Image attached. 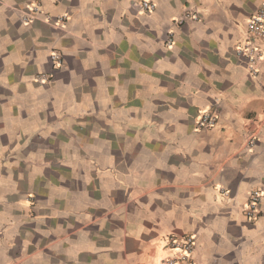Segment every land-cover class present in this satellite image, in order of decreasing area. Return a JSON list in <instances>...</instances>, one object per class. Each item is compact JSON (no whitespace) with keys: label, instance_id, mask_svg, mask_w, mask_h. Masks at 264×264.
<instances>
[{"label":"crops","instance_id":"obj_1","mask_svg":"<svg viewBox=\"0 0 264 264\" xmlns=\"http://www.w3.org/2000/svg\"><path fill=\"white\" fill-rule=\"evenodd\" d=\"M141 1L0 0V264H264V0Z\"/></svg>","mask_w":264,"mask_h":264},{"label":"built area","instance_id":"obj_2","mask_svg":"<svg viewBox=\"0 0 264 264\" xmlns=\"http://www.w3.org/2000/svg\"><path fill=\"white\" fill-rule=\"evenodd\" d=\"M140 8L142 11L147 13H152L155 11L156 4L149 0H142L140 2ZM200 18L197 11L190 10L185 13L184 16L179 20L180 23L185 20H198ZM25 22H31L32 17L30 15H24ZM67 16H58L54 20L55 24L61 26L66 23ZM246 27L248 32V37L246 41L237 47L238 55L245 56L249 60V70L252 74L256 75L258 73L257 63L263 59V53L261 45H264V2L258 8L256 12L248 17L246 20ZM259 41L261 45L255 42ZM168 43L172 44V37L169 38ZM53 60L59 66L62 65L63 61L61 56L54 52L52 54ZM41 79H46L44 75L40 77ZM218 122V116L211 111H203L197 119V128H211L214 127ZM255 145V139L251 138L248 142V147L252 149ZM263 192L260 189L252 190L249 193L247 204L244 206V214L250 221H255L259 218L260 208L259 204ZM168 246L170 249L175 251L172 258L168 259V264H201L195 258V241L190 236H184L178 238L176 236H170L168 239Z\"/></svg>","mask_w":264,"mask_h":264}]
</instances>
